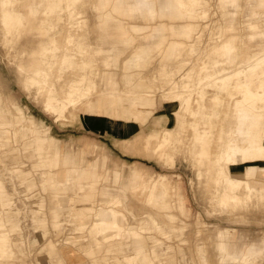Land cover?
Returning <instances> with one entry per match:
<instances>
[{
    "label": "rangeland",
    "instance_id": "rangeland-1",
    "mask_svg": "<svg viewBox=\"0 0 264 264\" xmlns=\"http://www.w3.org/2000/svg\"><path fill=\"white\" fill-rule=\"evenodd\" d=\"M49 1L0 0V235L5 234L16 256L0 259V264H135L138 257L146 264H223L225 254L218 245L227 242L215 227L229 236L231 247L242 245L241 254L253 243L263 244L261 263L251 264H264V199H257L258 193L264 197V189H258L264 184V156L219 157L227 144L250 145L247 126L255 112H264V40L246 36L244 12L235 29L228 30L218 0H178L181 8L193 11L190 17L167 13L153 19L146 12L141 18L129 16L126 9L136 0H106L98 16V0H56L60 12L45 14ZM11 13L20 25L10 30L17 38L7 39L11 28L5 17ZM255 13L254 23L264 27V19H257L264 16V6ZM69 16L76 19H65ZM50 24L61 29L53 35L49 60L65 49L62 59L67 51L75 63L69 70L73 76L87 56L86 71L95 84L89 95L83 92L60 114L53 107L64 89L54 82V74L52 87L39 82L33 93L24 89L21 78L25 61L20 48H27L25 60L40 61L35 49L51 32L44 27ZM190 24L195 27L188 39L170 33ZM156 32L165 36L158 38ZM119 33L127 45L113 42L117 62L110 70L115 78L109 98L101 87L102 60L92 59L90 51L100 45L111 51L112 36ZM71 35L82 37L86 53L65 42ZM103 36L105 43L96 44ZM177 40L185 50L193 43L198 49L173 62L179 77L161 87L155 76L158 62L168 43ZM226 41L238 48L235 62L224 61L219 52ZM138 54L145 65L127 70L140 84L134 88L121 74L124 62L133 63ZM185 74L188 79L180 81ZM247 87L255 97L246 95ZM259 129L262 141L264 125ZM165 135L168 143L161 145ZM243 160L255 162L261 176L244 175ZM72 170L73 177H87L97 193L95 203L93 198L69 203L77 191L54 189L61 175ZM219 182L238 186L221 199ZM102 189L114 192L104 202ZM61 198L64 208L57 205ZM99 209L115 214L116 224L121 216L119 232L129 229L138 240L105 241L93 252L94 239L101 237L95 222ZM152 212L163 225V231L157 228L161 233L139 227ZM234 257L230 264H244Z\"/></svg>",
    "mask_w": 264,
    "mask_h": 264
},
{
    "label": "crops",
    "instance_id": "crops-1",
    "mask_svg": "<svg viewBox=\"0 0 264 264\" xmlns=\"http://www.w3.org/2000/svg\"><path fill=\"white\" fill-rule=\"evenodd\" d=\"M73 1V0H72ZM258 1V0H257ZM41 2V1H40ZM38 4H34V7L37 8L38 6H40L41 3ZM106 0H98V4L96 5V10L94 15L98 16L99 14L103 15V12H101V7L103 5L106 4ZM137 2V1H136ZM150 2L154 3L156 5V12L150 17L151 19L154 18V16L158 15L159 17H163L164 15H161L160 12L161 10H163V3L162 2H158L157 0H150ZM180 3V1H178ZM262 1H258L257 4H260ZM62 9L61 6L58 5L56 0H50L49 1V6L47 7L46 10H43V12L45 14L48 13H52V12H57L59 13L60 10ZM222 11V9H221ZM193 11H191V13H184L182 12V15H187L190 17V15H192ZM241 11H239L237 13V17L236 19L238 20L239 16H240ZM242 18L244 20V14H242ZM5 22L6 24L10 25L9 32H6L5 36L7 37V39H9L10 37L13 38H17V34H13L10 33L11 31H13L14 29H16L20 24H19V17L16 16L15 13H11V15H6L5 17ZM65 19H76L75 17L73 18L72 16H69ZM258 20L260 19H264V16L262 18L258 17ZM73 20H71L72 22ZM97 25V23H96ZM237 25V24H236ZM190 28V31L188 32L187 36L182 35L185 39L190 38L191 33L193 34V30H194V25L190 24L188 25ZM44 27L51 31L45 40H43L42 42L38 43V50L35 49L36 52H38L37 54L39 55V60H37V62H35V64H32L30 61L25 60L28 56L27 54V48L26 47H21L20 48V54L21 56H23V59L25 61V67L21 70L22 74H21V78L24 81V89L26 90H30L32 91V93L34 91H36V88L33 87L34 84L33 82L36 81V83H45L47 82V84L49 85V87H52V83H50V76L52 74L55 75L54 77V82H59V88L64 89L63 90V95L61 96V98H59V100H57V103L54 105L53 109L55 111V113L60 114L63 112V110L71 103H75V99L76 98H80L82 96H84V93H87V95H89V93H91L92 90L95 89V84H93V81L89 78L88 72L86 71V67H88L87 65V56L85 58H83L84 56L80 57L82 58L78 67V71L76 73V75H73L71 73H69V70L71 68H73V64H75L73 61H71L70 59V55L67 53V51L65 52L64 58L62 59V54L65 51V49H63L62 51L60 50V54L58 56L57 59L55 60H49V52H53L54 49L52 48V39L54 38L53 35H55V31L56 30H60L61 28L57 26V24L54 26L52 24L50 25H44ZM236 27V26H235ZM234 28H227L226 27V23L224 28L225 29H230L233 30ZM70 28V27H69ZM55 29V30H54ZM262 29H264V27H262ZM11 30V31H10ZM8 31V30H7ZM248 31L246 36L248 35ZM107 36V34H106ZM155 36L160 38L165 36L162 32H156ZM108 37V36H107ZM187 37V38H186ZM68 40L70 42H72V45L75 48V43H79V45L81 46V48L83 49V53L87 51L86 46L87 43L82 39L81 36H78L77 39L75 40V38L71 35L67 40L65 39V42L68 44ZM6 41V40H5ZM126 39H124V36L119 33L118 35L114 34L112 36V45H111V51L110 49H103L100 46H97L94 51L91 49L90 51V56L92 57V59H98L97 57H99L102 61V66L104 67V72H103V83L101 84L102 89L105 91V93L107 94L106 96L109 98H112L114 95V89H113V84H112V80L115 78V74L113 72H111L110 70L113 68V66H115L117 59H116V55H117V51L113 45V42H119L122 45H127V43L125 42ZM178 42H182V40H177ZM96 44H100V43H105V37L103 36V40L102 41H95ZM174 42V41H171ZM170 43V42H169ZM169 43L167 45V49L165 51V53H163V57L162 59L158 62V71L157 74L155 75L156 78L159 81L160 86L162 87V84L166 81H172V77H179L178 73L180 72V69L178 67L174 66V63L176 60L178 59H182V55H184L185 51H189V53L191 52H196L198 49V46L196 43H193L191 45H188L189 47L185 50L184 47H182L179 51H175L173 52L171 55L169 54ZM183 44H185L183 42ZM233 42L232 41H226L223 43V45L219 48V52H221L222 54L225 53H230L233 52L234 53V59L228 60V59H224V61H230V62H235V57L237 55V51L238 48L232 45ZM15 45V43H14ZM103 46V44H102ZM250 46L252 48H254V46H252L250 44ZM260 45H256L255 47H259ZM14 46H11V50H13ZM86 50V51H84ZM110 51V52H109ZM98 53V54H96ZM85 55V54H84ZM220 55V54H219ZM145 57L148 59V53L145 54ZM141 62L145 65L146 60L142 59L141 56L138 54L137 57L135 58L134 62H127L123 64L122 67V77H124L125 79L128 80V83L131 87L134 88H139L140 84H136V81L132 78L131 79V75H129L130 73L128 72L129 69H131L130 65H132V67H142L144 65H141ZM173 63V64H171ZM160 64V66H159ZM259 67V66H258ZM257 67V68H258ZM128 70V71H127ZM219 73H221V71H218ZM67 74V77H65ZM206 77L209 78V75L206 74ZM64 78V81H62V79ZM188 79V77L186 76V74L184 76L181 77L180 81ZM62 81V82H60ZM210 81V80H209ZM145 84V81L143 82ZM33 87V88H32ZM149 87V86H148ZM42 89V87H41ZM149 89V88H148ZM53 91V88L50 89V93ZM30 93V94H32ZM247 96H252L255 97V94H252L251 91L248 89V87L246 88L245 91ZM109 94V95H108ZM136 100V99H135ZM141 107H146L143 104L141 105ZM262 112V113H261ZM255 112L252 116V121L251 123L247 126V135L249 137V139H251V143L248 146H233L232 144H227L226 146H224L222 153L219 154V157L221 160H223L222 158L225 156H227V160L228 161H235L238 157H240L241 159H243L244 157L248 156V157H261L264 156V139L261 141H259V138H262V135L260 133V127L264 125V112ZM202 119V118H201ZM204 120V119H202ZM263 134H264V130H263ZM154 138L155 136L151 135L148 138ZM168 139H169V135H165L163 137L162 140V144L161 145H166L168 143ZM201 139V138H200ZM244 168H243V173L244 175H247L249 177H255V175H251L252 173L248 172L249 170H251L253 168V166L257 165L255 164V162H250V161H244ZM75 170H72L71 172H67L65 175H61L60 177V181L56 184V186L54 187L55 190H59V191H73L76 192L77 188L75 187V181L76 180H81L86 186H90V190L93 192L91 194L88 193H78L76 194V197H71V199H69V203H83L84 201H89V199L93 198V202L95 203L97 200V193L94 192L92 186L84 179H86V176H82V175H76V177H73V172ZM219 186L222 188V198L221 199H226L225 193H227L228 191L234 189L235 187L238 186L237 184H231V183H226V182H219ZM109 191V192H108ZM105 193V197H108L107 195H113L114 192L110 193V190L107 189H102V191L100 190L99 193V198L101 199V195H104ZM76 198V199H75ZM78 198H82V199H78ZM108 199V198H107ZM259 201V198H257ZM102 202H104V200L101 199ZM232 202L237 204L238 200L237 199H233L232 198ZM260 202V201H259ZM65 202H63V199H58L57 201V205L60 208H64ZM154 215L152 213H147L145 215V217L142 219V222L140 224V228L145 229V232H148L147 230L150 231H155V232H160L157 230V228L162 229L163 231V225L156 219V217H154ZM59 216H61L59 214ZM115 214H112V218L110 221H107V225L110 227H113L117 230V233L119 232V228L120 226H118L116 224V218H115ZM99 226V225H97ZM135 227V226H134ZM214 229L218 230V232L220 233L219 235H217L218 237H225V240L222 242H227V244L224 243H219L218 247L220 249V251L222 252V254H225V257L223 259H221L220 261H224L223 264H230L232 262V258L233 255H235L234 259L237 258L239 260H242L244 264H251L252 261H256L257 263H261L260 261V256L262 253V245L263 244H259V243H253L249 246H247L242 253V245L239 244L238 246H234L231 247L233 244H230L228 241L229 236H227L226 234H224V230L215 227ZM161 233V232H160ZM119 236H117L118 238ZM116 238V236H115ZM114 238V239H115ZM132 240V242H135L136 240H138V238H130ZM116 240V239H115ZM105 242V241H103ZM138 254V253H137ZM231 259V260H230Z\"/></svg>",
    "mask_w": 264,
    "mask_h": 264
},
{
    "label": "bare ground",
    "instance_id": "bare-ground-1",
    "mask_svg": "<svg viewBox=\"0 0 264 264\" xmlns=\"http://www.w3.org/2000/svg\"><path fill=\"white\" fill-rule=\"evenodd\" d=\"M136 1H137L136 3L128 5L127 7L128 9H126V11H128V13L130 14L129 16L133 17L134 19L145 16L144 12L148 14L149 19H150V17L157 11L156 5L150 2V0H136ZM157 1L159 3L160 2L163 3V10H161L160 14L164 16L167 13H169L172 18H179L181 17L182 12L188 14V13H191L192 11L190 9H185L184 7H183L184 9L181 8L184 5L179 3L178 0H157ZM257 3H258L257 0H218V5L222 9L226 17L225 18L226 27L234 28L237 24V19H236L237 13L239 11H243L244 12V22L247 23V25L249 26L248 33H249L250 39H255V40L263 39L264 40V29L259 28L257 24L254 23V19L256 18L255 11H257V8L259 6H264V2H261L260 4H257ZM121 6H125V5L122 4ZM229 6H232L233 9H229L228 8ZM189 31H190L189 26H186V28L180 32H177L174 28H171L170 33L176 36H182V35L187 36ZM183 46L184 44L182 42H178V41L170 42L168 46L169 54L171 55L175 51H180V49ZM75 48H81L79 43H75ZM221 56L223 59H228L231 61L234 59L233 52L225 53V54L221 53ZM33 84H36V81H34ZM248 172L252 173L251 175L261 176L258 170V165L253 166V168L249 170ZM74 183H75V187L77 188L78 193H88V194L93 193L90 190V186H86L81 180H76ZM260 187L264 189V184L259 185V188H258L259 190H260ZM257 198H259L260 202L262 201V199H264L261 193L257 194ZM101 199L104 201L108 200L107 197H105V193L104 195H101ZM111 218H112V214L109 212H104L101 209H99L96 212L95 222L97 223V225L101 226V231L99 233L101 237L94 239L95 242L93 241L92 248H91L93 252L95 249H97L99 245L103 244L102 243L103 241H106L107 244L112 243L113 245V244H118L119 242L127 243L128 240L131 238L132 235L130 234L129 229H125L122 232L117 233V230L115 228L108 226L107 221H110ZM78 220L79 219H76V221ZM117 225L122 227V217L121 216H119ZM76 230H77V226H74L73 231H76ZM80 230L82 231L83 228H80ZM115 236H119V238L117 239L115 238ZM3 238H6L5 234H3V236L0 235V259L9 260L11 258H16L15 253L13 252L14 249L11 246V242H8L4 240ZM2 242L4 244H2ZM142 260L144 259H142L141 257H138V260L137 262H135V264H141ZM45 263L48 264L47 262ZM111 264H115V260ZM122 264H124V262H122ZM129 264H132V263H129ZM142 264H146V263L142 261Z\"/></svg>",
    "mask_w": 264,
    "mask_h": 264
}]
</instances>
